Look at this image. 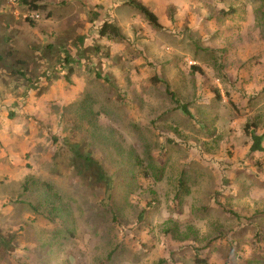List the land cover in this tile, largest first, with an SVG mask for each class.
<instances>
[{"label":"rangeland","instance_id":"obj_1","mask_svg":"<svg viewBox=\"0 0 264 264\" xmlns=\"http://www.w3.org/2000/svg\"><path fill=\"white\" fill-rule=\"evenodd\" d=\"M29 1L0 0V264H264V0Z\"/></svg>","mask_w":264,"mask_h":264},{"label":"trees","instance_id":"obj_2","mask_svg":"<svg viewBox=\"0 0 264 264\" xmlns=\"http://www.w3.org/2000/svg\"><path fill=\"white\" fill-rule=\"evenodd\" d=\"M124 3H126L127 5L131 6L132 8L136 9L145 19V21L148 22V24L156 29H159L162 27L159 18L157 16V14L147 5H145L142 1L140 0H121ZM29 5V10L30 11H34V13L39 14L42 10V7L40 5H38L37 3H35L33 0L28 2ZM31 24L34 23L35 19H29L28 20ZM119 27H117L115 24L110 23L108 21H104L100 28H99V35L102 37H107V38H114V37H120L121 34L119 32ZM68 58V57H67ZM66 63H62V66L65 67V65L70 64V59H66L65 60ZM151 81L157 85L159 83V79L157 77L154 76V78H151ZM43 91L41 90L39 92V94H41ZM172 99L176 102L179 103L178 100L175 99L174 94L169 90L168 92ZM181 108H183V110L186 113H189L188 107L187 105H182ZM251 139H252V147L251 150L254 152H262L263 151V146H262V142H263V136H259L256 134H251ZM72 153V152H71ZM73 156L72 159L73 160H77L78 158V162L76 164V169H82V168H95L97 169V176H94V178L96 180H98L99 183H104L105 187H106V194L108 195V199L110 198V191L114 186V180L115 178L109 174L108 172H106V170L100 166L98 164V162H95V160L89 156V155H85V154H81L80 151H73ZM75 154V155H74ZM73 176H71L72 178H83V171L82 174L80 172H76L74 170H72V174ZM46 187H42L45 188L49 191V193H51L54 189V187L51 186V182L49 183H45ZM182 187H183V181H180V188L178 193L176 194V197H178L180 195V193L182 192ZM54 197L50 198H46L45 202H47V204L49 205L50 208H52V210L56 209V205L53 202ZM106 206L109 205L108 202L104 203ZM152 205L154 204V202L151 203ZM116 219V217L114 218ZM139 221H142V217L139 219ZM119 224V223H117ZM121 249V247L116 248L115 250L111 251L108 256L107 259H111L116 252ZM194 262L195 264H209L208 260L205 257H201V256H196L194 258Z\"/></svg>","mask_w":264,"mask_h":264},{"label":"built area","instance_id":"obj_3","mask_svg":"<svg viewBox=\"0 0 264 264\" xmlns=\"http://www.w3.org/2000/svg\"><path fill=\"white\" fill-rule=\"evenodd\" d=\"M32 18H33V19H37V18H39V14H33V15H32Z\"/></svg>","mask_w":264,"mask_h":264}]
</instances>
